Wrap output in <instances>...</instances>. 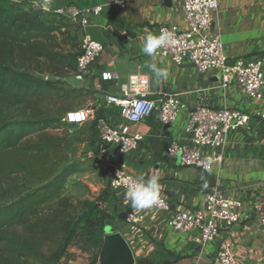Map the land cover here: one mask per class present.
<instances>
[{
  "label": "crops",
  "instance_id": "1",
  "mask_svg": "<svg viewBox=\"0 0 264 264\" xmlns=\"http://www.w3.org/2000/svg\"><path fill=\"white\" fill-rule=\"evenodd\" d=\"M208 34L221 35L230 64L239 58L257 59L264 72V0H218ZM79 6V5H78ZM102 7L99 15L90 17L86 32L105 44V51L95 62L92 75L82 87L86 88V107L101 110L113 124L122 121L120 107L106 97L122 98L121 86L143 76L149 79V98L161 93L177 95L185 104L175 124H162L156 115L140 123H128L132 133L143 135L139 147L119 154L116 144H109L111 160L98 150L101 139L86 134V150L100 163L115 168L125 166L136 178L160 177L161 195L170 201L169 214L153 208L139 210L131 207L126 191H109L107 196L108 225L120 231L130 244L136 262L140 264H218L216 255L223 240L232 243L233 254L240 264H264V233L260 216L264 212V122L257 113L264 107V87L260 99L242 94L233 74L228 86H222V72L210 70L199 73L185 61L176 65L168 57L148 56L142 51L147 35H158L162 25L186 28V14L181 0H86V5ZM168 71L167 79L157 84L148 64ZM106 73L116 78L105 79ZM88 94V95H87ZM234 108L250 115L248 124L233 129L222 150V163H215L211 173L195 166L181 165L168 156L173 139L186 140L185 127L189 116L198 106ZM93 120V119H92ZM202 154H216L210 148L198 147ZM86 153L89 160L92 155ZM95 166L99 163L95 162ZM208 184L207 188L203 185ZM213 188L242 203V219L226 225L219 221L218 234L207 243L199 242L201 232L192 229L176 232L168 219L176 212L202 208L206 194ZM143 213L138 225L129 224L121 215Z\"/></svg>",
  "mask_w": 264,
  "mask_h": 264
},
{
  "label": "trees",
  "instance_id": "2",
  "mask_svg": "<svg viewBox=\"0 0 264 264\" xmlns=\"http://www.w3.org/2000/svg\"><path fill=\"white\" fill-rule=\"evenodd\" d=\"M55 9L0 0V264H58L73 245L96 249V264L108 225L109 192L80 208L62 196L86 134L94 144L98 121H110L98 110L88 122H63L79 109L66 105L79 90H64L61 79L81 49L76 23Z\"/></svg>",
  "mask_w": 264,
  "mask_h": 264
},
{
  "label": "built area",
  "instance_id": "3",
  "mask_svg": "<svg viewBox=\"0 0 264 264\" xmlns=\"http://www.w3.org/2000/svg\"><path fill=\"white\" fill-rule=\"evenodd\" d=\"M115 4L117 0H113ZM186 14V28L176 25H162L158 35L163 31L170 34V42L156 51L160 57L170 58L176 65L185 61L191 62L199 73L210 70L222 72V86H228L233 74L239 85L240 92L249 98L260 99L264 87L263 63L257 59L239 58L230 64L225 53L221 35L210 36L213 13L219 7L218 0H181ZM46 11L52 9L51 1L44 0L37 4ZM101 6L94 8L69 4L55 9L57 14L67 16L79 24L83 30L81 51L77 58L74 78L83 82L92 75L95 62L105 51V44L86 32L90 25V17L99 15ZM113 73H106L105 79L116 78ZM149 79L141 77L129 84L121 86L122 98L106 97L109 103L120 107L122 121L117 124L100 119L97 124L98 134L102 144H116L119 154L132 152L139 147L143 135L132 133L128 123H140L156 115L159 121L173 126L179 114L185 109L184 102L174 94L161 93L156 98H149ZM139 109V111H138ZM140 112L145 114L141 115ZM264 122V107L257 113ZM94 119V112L89 107L69 111L63 118L67 124H82ZM250 115L234 108H212L206 105L198 106L191 112L185 127L186 140L173 139L167 149L168 156L179 161L181 165L195 166L206 173H211L215 163H222L224 149L229 133L238 127L248 124ZM210 148L216 154H202L197 148ZM111 160L112 156H106ZM211 168V172L207 171ZM138 178L131 175L124 165L115 168L110 183L112 191H127ZM163 203L153 209L166 212L171 208L170 201L161 195ZM102 208H106L103 204ZM242 203L226 196L220 189L213 188L204 199L202 208L194 211H180L168 219V225L176 232H187L199 229V242L207 243L219 231L218 222L226 225L239 222L243 217ZM129 224L138 225L143 222V213L127 212L125 219ZM261 230L264 233V212L260 216ZM218 264H240L233 254L232 243L223 240L216 255Z\"/></svg>",
  "mask_w": 264,
  "mask_h": 264
},
{
  "label": "rangeland",
  "instance_id": "4",
  "mask_svg": "<svg viewBox=\"0 0 264 264\" xmlns=\"http://www.w3.org/2000/svg\"><path fill=\"white\" fill-rule=\"evenodd\" d=\"M14 2H28L29 4L37 6V4H42L44 0H12ZM52 8L64 7L69 4H77L78 0H50ZM77 29L79 30V50L81 49L83 30L79 24L76 23ZM62 86L64 90H79L80 94L68 100L66 102L67 106L73 108H84L86 107V88L82 87L83 83L77 81L74 78V73L70 76L61 79ZM88 95V94H87ZM51 102V100H49ZM48 103V101L46 102ZM78 127H81L79 125ZM62 130L59 131V136L61 135ZM78 132H81L79 130ZM54 135H57V131H53ZM89 152L86 150V145H82L76 151L73 159L80 163L78 171L70 175L66 186L63 190V197L68 199L71 203L74 204L77 208L85 202H94L101 203L103 202L102 198L106 197L107 192H111L110 183L113 175V167L108 164L100 163L99 159L93 157L92 155L89 160L86 159V153ZM95 162H98L99 165L95 166ZM104 206H108L107 201L101 203ZM105 208V209H106ZM71 259H62L58 264H90L91 258L95 254L96 249H91L85 251L76 245L70 247Z\"/></svg>",
  "mask_w": 264,
  "mask_h": 264
},
{
  "label": "clouds",
  "instance_id": "5",
  "mask_svg": "<svg viewBox=\"0 0 264 264\" xmlns=\"http://www.w3.org/2000/svg\"><path fill=\"white\" fill-rule=\"evenodd\" d=\"M118 3L122 0H117ZM170 34L161 32L159 35L149 34L146 36L142 51L148 56H153L158 49L170 42ZM151 72L155 77L157 84L167 79L168 71L165 68L158 67L156 64H148ZM139 111V109H138ZM141 115L145 114L140 112ZM207 171L211 172V168H207ZM160 177L153 175L147 179L144 176H140L135 183L130 185L126 191V198L130 201L133 209H149L154 206H160L163 201L161 200V185L159 183ZM204 188L208 187V184L203 185Z\"/></svg>",
  "mask_w": 264,
  "mask_h": 264
},
{
  "label": "water",
  "instance_id": "6",
  "mask_svg": "<svg viewBox=\"0 0 264 264\" xmlns=\"http://www.w3.org/2000/svg\"><path fill=\"white\" fill-rule=\"evenodd\" d=\"M98 150L105 151L104 158L110 154L107 144H99ZM166 214H169V211ZM126 217L127 213L121 215V218L125 219ZM96 264H136L130 244L124 235L111 225H107L105 228L103 244Z\"/></svg>",
  "mask_w": 264,
  "mask_h": 264
}]
</instances>
